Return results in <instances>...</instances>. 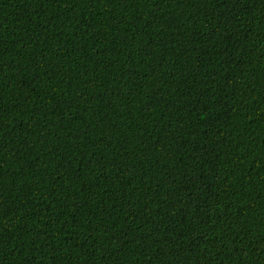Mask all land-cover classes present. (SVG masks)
<instances>
[{"label":"trees","instance_id":"obj_1","mask_svg":"<svg viewBox=\"0 0 264 264\" xmlns=\"http://www.w3.org/2000/svg\"><path fill=\"white\" fill-rule=\"evenodd\" d=\"M0 264H264V0H0Z\"/></svg>","mask_w":264,"mask_h":264}]
</instances>
